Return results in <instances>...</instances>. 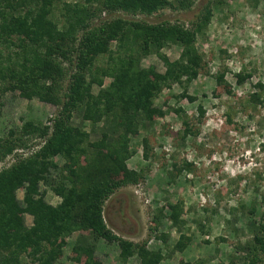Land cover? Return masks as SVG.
Here are the masks:
<instances>
[{
  "label": "trees",
  "instance_id": "1",
  "mask_svg": "<svg viewBox=\"0 0 264 264\" xmlns=\"http://www.w3.org/2000/svg\"><path fill=\"white\" fill-rule=\"evenodd\" d=\"M196 1L200 9L189 24L134 19L139 15L158 17L166 10L188 11ZM223 4L221 0H76L73 4L67 0H0V97L9 91L17 92L22 99L37 98L58 110L51 132L34 120L25 122L17 132L10 130L11 140L0 139L2 162L24 147L25 136L45 138L40 151L0 172V264H25L26 258L38 264H54L74 233L79 236L70 259L78 264H101L93 256L98 240L116 245L122 263L132 257L138 258L137 264H161L165 260L162 250L151 251L146 242L133 243L115 235L104 222L103 205L116 190L137 185L144 178L142 170L127 168L126 162L136 153L129 148V135L141 133L168 113L178 118L185 115L182 108L164 110L154 100L164 88L174 84L185 87L205 69L204 55L196 42L204 39L214 9ZM103 15L107 17L101 19ZM168 45L180 47L176 61H169L161 53ZM150 55L162 60L163 73L141 66ZM99 58H105V64L96 65ZM234 77L241 86L252 74L242 70ZM65 79L68 81L63 87ZM105 79L110 80L107 87ZM213 81L212 97L220 98L227 86L225 71H218ZM94 88H98L96 93ZM253 88L248 103L263 106L264 84L257 82ZM183 98L196 100L185 91L178 96ZM197 112L199 122L206 110L200 104ZM73 115L80 116L82 123L88 122L91 129L101 123L111 138L107 140L108 135L103 134L100 140L90 142V132L68 125ZM193 127L187 118L182 119V130L178 131L182 144L197 136L198 130ZM141 147L142 158L148 160V138L141 140ZM56 156L66 160L64 169L76 167L57 184L46 182L45 178L49 168H56ZM79 157H84L85 166L77 172ZM190 167L192 164L185 161L179 166L172 164L169 181ZM66 179L69 188L63 182ZM41 181L62 199L59 205L45 201L39 192ZM23 182L24 193L19 200L15 189ZM261 203L255 199L241 204L240 209L230 210H240L255 230L251 241L239 248L242 256L238 263L232 259L230 264H262ZM181 209V202L167 203L158 209L152 218V230H158L166 210L171 226H181ZM26 215L32 218L30 225L25 223ZM83 238L90 241L83 242ZM157 238L166 246L168 234ZM189 242L190 238L180 236L174 251L182 252Z\"/></svg>",
  "mask_w": 264,
  "mask_h": 264
},
{
  "label": "rangeland",
  "instance_id": "2",
  "mask_svg": "<svg viewBox=\"0 0 264 264\" xmlns=\"http://www.w3.org/2000/svg\"><path fill=\"white\" fill-rule=\"evenodd\" d=\"M221 1L224 4L214 9V17L204 39L196 42L198 51L204 55L205 69L185 87L174 84L169 89L164 88L154 100V104L163 109L182 108L185 115L178 118L168 113L141 133L129 135V148L136 153L126 162L127 168L136 172L142 170L144 178L137 185L116 190L103 205V219L107 227L125 240L139 244L146 242L151 251L162 250L165 260L161 264H179L180 261L189 264H230L232 259L238 263L242 256L239 248L251 241L255 230L248 225L249 219L243 217L240 210L231 211L233 208L240 209L241 204L247 205L251 200L261 203L264 199V105L253 107L248 103L250 94L255 91L254 85L257 82L264 84V0ZM75 2L67 0V3ZM197 3L188 11L166 10L158 17L139 15L134 19L143 18L148 23L168 20L189 24L200 9ZM55 17L58 18L57 12ZM106 17L103 15L100 18ZM114 45L112 43L113 49ZM180 50L176 45H168L161 53L173 62L179 58ZM99 60L96 65L105 64V58ZM141 66L145 69L153 67L157 73L164 72L162 60L157 55L144 58ZM242 70L251 73L252 77L239 86L234 76ZM218 71H225L229 88L226 86L220 98H213V76ZM67 81L65 79L63 87ZM109 82L105 79L104 86L107 87ZM46 85L49 86L48 83ZM97 90L94 88L93 93ZM184 91L196 100L178 99ZM200 104L206 113L198 122L197 106ZM56 118L57 108L37 98L22 99L12 91L0 97L2 141L11 140L10 130L17 132L25 122L34 120L35 124L48 127L51 132ZM184 118L194 126V130H198V134L182 144L178 131L182 130ZM69 124L90 132V142L100 140L103 134L108 135L101 123L91 129L88 122L82 123L80 116L73 115ZM18 135H21L20 132ZM40 136H25L24 147L16 149L0 162V172L40 151L45 144V138ZM110 138L108 135L107 140ZM143 138H148L151 146L148 160L142 158ZM84 160V157L78 158L77 172L85 166ZM184 161L192 164L190 170L169 181L171 165H183ZM53 162L56 168H49L45 173L49 183H59L60 178L68 176L76 168L64 169L67 162L61 156L54 157ZM63 182L66 188L71 186L67 179ZM45 184L40 182L39 192L50 205H59L62 199ZM24 187L23 182L15 189L19 200H22ZM176 202L182 203V225L172 227L166 210L161 215L158 230L153 231L152 218L158 214L157 210L167 206V203ZM261 204L260 210L264 215V204ZM255 217L257 221L260 216ZM31 222L32 218L26 215V225ZM162 233L169 237L166 246L157 238ZM78 236L74 233L67 239L62 257L54 264H78L70 259ZM180 236L190 238V242L182 252L174 251ZM89 241V238H83V242ZM95 246L93 256L101 264L138 263L137 257L122 263L118 258L119 248L106 244L104 240L96 241ZM25 264L38 263L26 258Z\"/></svg>",
  "mask_w": 264,
  "mask_h": 264
}]
</instances>
